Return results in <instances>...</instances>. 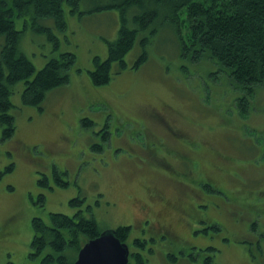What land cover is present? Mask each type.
Wrapping results in <instances>:
<instances>
[{"label": "rangeland", "instance_id": "obj_1", "mask_svg": "<svg viewBox=\"0 0 264 264\" xmlns=\"http://www.w3.org/2000/svg\"><path fill=\"white\" fill-rule=\"evenodd\" d=\"M67 15L68 30H54L58 48L31 25L23 32L37 69L63 51L77 60L70 82L48 92L43 110L22 103L18 84L16 131L3 139L0 125V264H39L46 251L30 255L32 220L74 214L77 196L84 210L93 206L102 230L130 225L132 251L135 238H155L141 251L149 263L203 264L214 254L213 264H264V84L242 114L239 91L214 80V64L182 55L179 33L162 22L154 35L141 31L128 68L95 86L89 70L95 56H108L119 12ZM145 35L149 57L133 69ZM84 117L95 124L83 125ZM55 168L68 185L56 181ZM207 182L221 192L206 191ZM157 225L171 235L160 237ZM208 246L214 253L203 251Z\"/></svg>", "mask_w": 264, "mask_h": 264}, {"label": "trees", "instance_id": "obj_2", "mask_svg": "<svg viewBox=\"0 0 264 264\" xmlns=\"http://www.w3.org/2000/svg\"><path fill=\"white\" fill-rule=\"evenodd\" d=\"M82 3L89 9L82 10ZM113 10L119 12L118 36L109 41L106 58L94 57L95 67L89 74L95 86L108 84L116 74L128 68L125 57L134 48L141 31L149 30L150 35H154L158 24L164 22L179 33L181 54L194 62L214 64L216 71L211 73L218 74L214 80L227 84L231 91L237 89L241 113L250 111V99L264 84V0H0V125L3 139L11 138L17 128L12 112L16 106L12 99L15 87L23 83L22 103L43 110L48 92L70 82V71L77 60L74 51H63L37 69L22 46L23 32L28 25L46 35L58 48L60 38L54 30L60 33L68 30L67 12L81 15ZM150 38L148 35L141 38L143 50L132 63L133 69L147 61L146 44ZM82 123L95 124L88 117L82 118ZM54 173L58 183L68 185V181L59 178L57 168ZM204 189L221 192L208 182ZM84 201L81 196L71 199L70 204L78 210L72 215L52 212L50 224L34 217L30 255L38 257L46 251L39 264H73L83 245L101 234L103 230L93 213V206L87 205L84 210ZM211 227L221 229L219 224ZM253 228L256 229V224ZM131 229L130 225H119L115 228L116 235L126 242ZM148 241L154 243L155 240L134 239L137 251H132L130 256L136 264H152L141 252L146 250ZM205 250L214 253L216 248L208 246ZM150 252H153L152 248ZM174 257L177 258L175 254H169L171 260ZM213 261L214 254H210L205 257L204 264H213Z\"/></svg>", "mask_w": 264, "mask_h": 264}, {"label": "water", "instance_id": "obj_3", "mask_svg": "<svg viewBox=\"0 0 264 264\" xmlns=\"http://www.w3.org/2000/svg\"><path fill=\"white\" fill-rule=\"evenodd\" d=\"M129 256V245L106 229L83 245L73 264H129Z\"/></svg>", "mask_w": 264, "mask_h": 264}, {"label": "flooded vegetation", "instance_id": "obj_4", "mask_svg": "<svg viewBox=\"0 0 264 264\" xmlns=\"http://www.w3.org/2000/svg\"><path fill=\"white\" fill-rule=\"evenodd\" d=\"M6 170H4V172H5ZM0 172H3V171H0ZM144 220L146 221V222H149L150 220L148 219V217H146V218H144ZM156 222H154V224H155ZM157 230H159V232H160V237H164V236H170L171 235V232L169 231V232H164V230L163 229H161L160 227H158V225H157V227H155ZM172 237H175L176 238V236H174V235H172ZM153 238V237H152ZM143 239V238H142ZM146 239V238H145ZM151 239V238H150ZM154 240H155V238H154ZM155 242V241H154ZM148 243H152V242H149L148 241ZM152 249H153V247H151ZM137 250H135V252H136ZM131 252H132V250L130 249V255H131ZM134 252V251H133ZM153 252H154V249H153ZM130 258H131V256H129ZM130 258H129V260H130ZM205 261V260H204ZM130 262L131 261H129V264H130ZM204 264V263H203Z\"/></svg>", "mask_w": 264, "mask_h": 264}]
</instances>
